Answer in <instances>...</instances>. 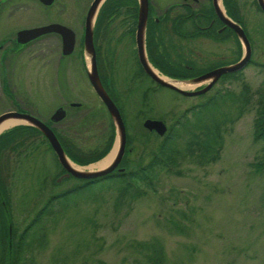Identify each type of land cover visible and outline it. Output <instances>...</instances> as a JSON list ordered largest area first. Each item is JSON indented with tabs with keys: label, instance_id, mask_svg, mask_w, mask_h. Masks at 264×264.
<instances>
[{
	"label": "rangeland",
	"instance_id": "374dc122",
	"mask_svg": "<svg viewBox=\"0 0 264 264\" xmlns=\"http://www.w3.org/2000/svg\"><path fill=\"white\" fill-rule=\"evenodd\" d=\"M64 1L69 3L64 19L79 25V17L83 23L91 0ZM57 7L28 1L6 10L0 34L58 18ZM241 12L253 62L241 77L231 75L200 95H184L136 72L134 37L115 21L110 32L119 37V58L112 76L126 121L128 170L134 175L80 188L79 177L57 180L65 170L43 133L12 130L22 121L0 130V191L7 206L0 204V240L10 262L264 264V136L256 132L264 117V12ZM104 17L101 47L109 39L100 24ZM197 44L195 49L209 56L228 54L227 44ZM54 46L41 40L0 63V113L29 111L69 131L80 151L101 148L114 121L89 81V59L59 57ZM69 101L80 104L73 107ZM61 104L67 115L52 124L50 115ZM146 117L163 119L168 132L145 128ZM7 141L14 147L23 142L14 149L4 146ZM115 147L86 164L69 159L93 170L90 165ZM65 190L67 197L57 199ZM7 215L16 227L14 237L5 225Z\"/></svg>",
	"mask_w": 264,
	"mask_h": 264
},
{
	"label": "flooded vegetation",
	"instance_id": "af4514ba",
	"mask_svg": "<svg viewBox=\"0 0 264 264\" xmlns=\"http://www.w3.org/2000/svg\"><path fill=\"white\" fill-rule=\"evenodd\" d=\"M28 1H31L41 6H51L54 4L57 5L58 6L57 8H59L58 11L59 17L58 18L54 17L40 23H33L30 25L20 26L11 32L0 34V63L2 65H4V61L7 58L23 52V50L29 44L40 42L41 40H50L55 42L56 47L54 46L55 48H53V51L58 52L59 57L72 56V55H76L80 57L85 55L84 39H85V30H86V14L92 0L90 1L88 8L86 10L83 23L81 22L80 18L77 17L78 23L80 22L79 25H77L76 23H71L64 19L66 15V10L69 9V3H67L64 0L57 2H55L56 0H53L49 4H46L41 0H0V16H2L3 13L6 12V10L9 11L13 7L16 6L22 7L23 5L27 4ZM104 1L98 8L96 21L93 26L94 27L93 43H94L95 56H96V66L102 84L106 89V91L110 94L116 105L118 106L121 115L124 119L125 127H126L124 113L122 112V109L119 106L118 99L115 96L116 94L118 95L119 87L114 82L112 76L114 73L117 72L118 69V67H116V62L119 57H118V49L116 47V44H117V39L119 37H116L115 35H111V33L114 30L113 28L114 23L117 20H118V24L121 25L124 24L126 26L125 31L131 36H133L135 41V46L133 51L135 52L136 50L135 53L137 57V60L135 59L136 72L138 73L142 72L151 79V77L144 70L141 61L139 60L137 43H136V28H137L139 0H128L126 7L127 12H124V10L122 11L124 12L123 17L119 18V15L122 14V12H120L115 16L113 13L112 16L108 18L104 17V19L102 20L103 23L101 22L100 24L106 27L105 28L106 35L104 34V36L108 37L110 40L107 39L106 46L101 47L100 36L102 35L103 32L101 31V33H99L98 16L101 14L103 9L107 8V7L104 8V6L106 5V4L104 5ZM147 4H148V9H147L145 38H144L146 56L148 58V61L153 66L157 67L163 72L166 71V74L170 72L178 73L179 71H177L176 69L180 68L181 66L184 67V69L186 70L187 73H189L190 76H194L214 70L224 65L232 64L237 60H239L244 51L243 46L241 44V41L237 33L229 25V23L225 21L224 17L232 19L233 21H235L236 23H238L243 27L250 42L251 55L249 61L240 69L231 72L227 71L221 73L217 77V79L213 82L211 87H213L215 84L224 85L226 79L230 78L231 75L234 76L239 75V77H241L247 65L253 62L252 40L250 38V35L247 33L246 27L244 25L245 21L243 20V15L241 11L251 8H256V9L258 8L261 11H263L258 0H232V1L231 0H147ZM217 4L220 6L222 13L216 11ZM231 11H233L234 13H232ZM6 14L9 15L10 12H7ZM7 15L4 16L7 17ZM52 22L61 23L67 26L68 28H70L71 30L70 32H72L73 35V46L70 52L64 53V50L69 48V41L71 39V37L69 36L70 34L68 32L69 30L67 29L64 30L65 34L59 30H51V31L43 32L38 36L24 42L18 39V31L20 29L45 25ZM113 39L115 40L114 43H112ZM199 40H208L219 46L227 44L229 45L228 54L221 53V54H212L209 56L208 54L202 52L200 49H195V47L198 46L197 42ZM231 44L233 45V49ZM163 52L170 54L169 57L170 60H166L167 62H163L161 60V57H163L162 55H164ZM177 61H180L179 64H176ZM190 76H180V77L186 78ZM204 84L205 82H202L196 85L194 88L202 87ZM74 102H78L80 104L79 101H69V105L73 107H77L78 105L72 104ZM59 106H63L65 108L67 115L66 106L62 104ZM167 132L168 130H166V133ZM127 134L128 133L126 129V137ZM126 143H127V139H126ZM127 151H129V148L127 147L126 144L121 160L117 164L115 169L112 171L113 173H119V171L117 170L118 167L124 166L125 170L131 175H133V173L128 170L129 161L126 158ZM139 165L142 166V164ZM2 202L5 203L4 200ZM7 218L8 220H10V217L8 215ZM8 225H10L11 227L10 223ZM4 260H6L7 263L10 264L11 255L7 254ZM4 260L2 262H4ZM16 260L15 263L17 264Z\"/></svg>",
	"mask_w": 264,
	"mask_h": 264
},
{
	"label": "water",
	"instance_id": "95a60500",
	"mask_svg": "<svg viewBox=\"0 0 264 264\" xmlns=\"http://www.w3.org/2000/svg\"><path fill=\"white\" fill-rule=\"evenodd\" d=\"M42 2L49 4L53 0H41ZM104 0H92L89 8L87 10L86 14V30H85V39H84V45H85V55L89 59V67L87 68V74L88 78L93 86V89L101 99V101L105 104L111 118L113 119L114 128H115V139L112 144V148L114 147V144L116 141H118V146L116 149V152L112 158V160L107 164L105 167L99 168V169H93V170H85V169H79L78 167H75L70 162L69 157L67 156L60 140L58 139L56 133L52 129V127L46 123V121L40 119L36 115L23 110H7L0 113V122H2L4 119L9 117H15L22 119L23 123L31 124L38 128L44 136L49 141L52 149L56 153V156L58 158V161L62 165V167L65 169L64 173L57 178V180H60L63 177H67L69 175H73L75 177L79 178H85V179H94L103 175H106L113 171L117 164L120 162L121 157L123 155V152L125 150V144H126V128L125 124L122 118V115L120 113V110L110 94L106 91L104 88L102 81L100 79L97 66H96V56H95V49H94V43H93V19L96 16L97 10L99 6L102 4ZM263 11H264V0H258ZM147 9L148 4L147 0H139V9H138V18H137V28H136V43H137V49H138V56L139 60L142 63V66L146 73L157 83L172 88L184 95H196L203 93L207 91L213 82L217 79V77L227 71H234L237 69H240L243 67L250 59L251 55V46L249 39L246 35L245 30L241 25L233 21L232 19H229L227 17L225 18V21L229 23V25L235 30L237 33L242 45H243V54L240 57L239 60L236 62L224 65L219 68H216L214 70L198 74L192 77L188 78H174L176 80L180 81H186L195 83L194 86L205 82V84L202 87L199 88H191V87H180L174 83H171L170 81L164 79L161 75H159L155 70V68L152 66V64L148 61V58L146 56L145 52V25H146V17H147ZM216 11L219 13H222V10L220 6L216 5ZM69 30V36L71 37L69 41V48L64 50V53H68L71 51L73 46V35L72 32H70V28L67 26L52 22L45 25L40 26H34L31 28H22L18 31V39L20 41H27L30 40L39 34L51 31V30H59L62 33L65 34L64 30ZM68 43V41H67ZM74 105H79L78 102L72 103ZM66 115V110L63 106H58L56 109L52 112L50 115V120L52 121H58L62 119ZM262 124L264 126V117L262 120ZM143 126L147 128L148 130H155L159 135H163L164 132L167 129V126L163 119L160 118H153V117H146L143 121ZM118 139V140H117ZM119 172H123L125 170L124 166L118 167L117 169ZM9 230H11L9 225Z\"/></svg>",
	"mask_w": 264,
	"mask_h": 264
},
{
	"label": "trees",
	"instance_id": "16d2710c",
	"mask_svg": "<svg viewBox=\"0 0 264 264\" xmlns=\"http://www.w3.org/2000/svg\"><path fill=\"white\" fill-rule=\"evenodd\" d=\"M232 1V0H231ZM127 3H128V0H105L104 1V8L106 9H103L101 14L98 16L99 20L105 16V17H110L112 16V14L114 13V16L119 14L120 12H122L124 10V12H127ZM232 13H234L233 11H231ZM100 22V21H99ZM164 55H162L163 57H161V60L163 62H167L166 60H170V54L169 53H166V52H163ZM180 61H177L176 64H179ZM164 70V69H163ZM174 70V69H173ZM177 71H179L178 73H167L171 76H188L189 73L186 72V70L184 69V67H181L176 69ZM166 73V71L164 72ZM77 125V124H76ZM170 126H169V130H170ZM58 139L60 140L67 156L72 159L74 162H76L77 164H86L88 162H91L93 160H96V159H99L100 157H102L103 155H105L109 149L111 148L112 144H113V141H114V138H115V128H114V125H113V129L111 130V133L108 135V138H107V141L106 143L104 144V146H102L101 148H95L89 152H83V151H80L79 148L77 147L76 143L73 141V139L71 137H69L70 133L69 131L68 132H64L63 133L62 131L56 129L55 127H53ZM12 130H15V131H21L22 133L23 132H29V131H34L36 133H41V131L36 128L35 126H32V125H28V124H23V123H20V124H17L15 125ZM77 129L76 127L74 128V134L72 135H76L77 133ZM256 132H258V134L260 135H263L264 136V126L263 125H260V123L257 125V129H256ZM18 133V132H17ZM23 141H18L17 142V145L18 146L19 144H21ZM4 146H10L12 148H16V146L14 147L12 144H11V141H7L6 143H4ZM139 161V160H138ZM141 163V162H139ZM140 169H143L145 167L143 166H139ZM127 171H124V172H119V173H113V172H110L106 175H103V176H100V177H97V178H94V179H81L80 178V183L77 184L79 185V187H84V186H87L89 184H92V183H96L99 182L98 180L100 181H103V179H114V177H121L122 179H125L126 175H127ZM134 175V174H133ZM135 177H137L138 179H142V180H145L144 177H142V174H138L137 175L135 174ZM76 185V184H75ZM74 186V185H73ZM71 187L67 190H65L64 192H61V193H58L56 196H57V199H59L60 197L61 198H64L65 196L67 197V192H71L72 190H74V187ZM66 194V195H64ZM55 197V196H54ZM52 198V196L50 197ZM2 199V194H1V191H0V204H2L3 208H5L7 210V206L2 203L1 201ZM56 199V200H57ZM60 202H62V200L60 199ZM38 215V214H37ZM36 219V217H35ZM11 224V233L14 237V231H16V227L14 228V225H12L11 223V219L8 220V218H6V224L7 226H9L8 224ZM25 232V231H24ZM24 233H22L21 235H23ZM12 240V238H11ZM12 244V242H11ZM12 248V247H11ZM8 250V249H7ZM6 258V246L4 245L3 243V240H0V264H2V261ZM9 264V263H8ZM10 264H16L14 262V260H12L10 262Z\"/></svg>",
	"mask_w": 264,
	"mask_h": 264
},
{
	"label": "bare ground",
	"instance_id": "6f19581e",
	"mask_svg": "<svg viewBox=\"0 0 264 264\" xmlns=\"http://www.w3.org/2000/svg\"><path fill=\"white\" fill-rule=\"evenodd\" d=\"M220 3V2H219ZM98 12V10H97ZM96 17H97V13H96V16L94 17L93 19V26H94V23L96 21ZM92 26V28H94ZM159 75H161L164 79L170 81L171 83H174L180 87H193L195 85V83H191V82H186V81H180V80H176L172 77H169L167 75H164L162 74L161 72H159L157 69L155 70ZM20 121H23L22 119L20 118H15V117H9V118H6L4 119L2 122H0V130L3 129V128H7L15 123H18ZM23 124H27V123H23ZM28 125H31V124H28ZM33 126V125H32ZM2 131V130H1ZM116 147L115 149L113 150V152L108 155L105 159L101 160L100 162L98 163H95L93 165H90L91 168H96V169H99V168H102V167H105L107 164H109V162L112 160L115 152H116V149H117V146H118V141H116ZM72 163V165H74L75 167H78L79 169H81V167L77 166L76 164H74L72 161H70ZM84 169V168H83Z\"/></svg>",
	"mask_w": 264,
	"mask_h": 264
}]
</instances>
